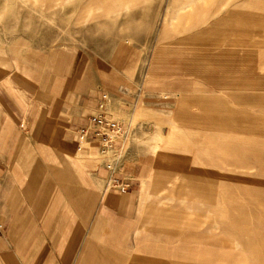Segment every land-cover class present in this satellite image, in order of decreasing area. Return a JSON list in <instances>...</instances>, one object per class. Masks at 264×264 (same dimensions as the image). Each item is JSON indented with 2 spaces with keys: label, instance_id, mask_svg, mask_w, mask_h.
<instances>
[{
  "label": "rangeland",
  "instance_id": "1",
  "mask_svg": "<svg viewBox=\"0 0 264 264\" xmlns=\"http://www.w3.org/2000/svg\"><path fill=\"white\" fill-rule=\"evenodd\" d=\"M56 47L115 60L105 87L139 100L134 263L264 264V0H0L1 56Z\"/></svg>",
  "mask_w": 264,
  "mask_h": 264
},
{
  "label": "crops",
  "instance_id": "2",
  "mask_svg": "<svg viewBox=\"0 0 264 264\" xmlns=\"http://www.w3.org/2000/svg\"><path fill=\"white\" fill-rule=\"evenodd\" d=\"M119 69L68 47L0 55V264H135L130 234L146 157L133 155L125 134L108 147L92 131L80 136L103 93L131 130L139 100L105 87L124 77ZM216 105L201 101L196 121L213 118Z\"/></svg>",
  "mask_w": 264,
  "mask_h": 264
},
{
  "label": "built area",
  "instance_id": "3",
  "mask_svg": "<svg viewBox=\"0 0 264 264\" xmlns=\"http://www.w3.org/2000/svg\"><path fill=\"white\" fill-rule=\"evenodd\" d=\"M110 103L111 97L109 94L103 93L97 100L93 114L89 117L88 126L80 131L81 137L92 131L95 136L104 137L103 145L104 147H108L113 143L111 137L126 134V130L109 113L108 108ZM115 186L121 192L127 189V185L122 182L115 183Z\"/></svg>",
  "mask_w": 264,
  "mask_h": 264
},
{
  "label": "bare ground",
  "instance_id": "4",
  "mask_svg": "<svg viewBox=\"0 0 264 264\" xmlns=\"http://www.w3.org/2000/svg\"><path fill=\"white\" fill-rule=\"evenodd\" d=\"M183 7V6H182ZM234 8V7H233ZM196 14H198V13H196ZM200 14V13H199ZM214 32V31H213ZM212 34H214V33H212Z\"/></svg>",
  "mask_w": 264,
  "mask_h": 264
}]
</instances>
